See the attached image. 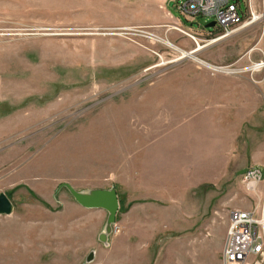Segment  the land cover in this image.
<instances>
[{"label":"rangeland","instance_id":"obj_1","mask_svg":"<svg viewBox=\"0 0 264 264\" xmlns=\"http://www.w3.org/2000/svg\"><path fill=\"white\" fill-rule=\"evenodd\" d=\"M177 1L0 0V264H222L232 212L257 200L238 173L264 170V76L158 39L244 70L263 27L207 47L213 19ZM63 184L117 191L108 246V213Z\"/></svg>","mask_w":264,"mask_h":264},{"label":"built area","instance_id":"obj_2","mask_svg":"<svg viewBox=\"0 0 264 264\" xmlns=\"http://www.w3.org/2000/svg\"><path fill=\"white\" fill-rule=\"evenodd\" d=\"M246 4L247 11L242 16L239 3L233 0H178L175 8L190 22L198 17L213 19L215 27L200 28L211 34L212 39L207 47L230 39L238 31L255 24L263 27L264 43V0L260 13L254 0H247ZM255 49L252 48L248 55ZM262 57L260 62L252 64L259 67L251 72L264 76V49ZM241 177L247 190L257 200L250 209L232 212L223 247L222 264H264V170L260 167H250ZM119 229V226L114 224L111 236L117 234Z\"/></svg>","mask_w":264,"mask_h":264},{"label":"water","instance_id":"obj_3","mask_svg":"<svg viewBox=\"0 0 264 264\" xmlns=\"http://www.w3.org/2000/svg\"><path fill=\"white\" fill-rule=\"evenodd\" d=\"M216 23L211 22L206 27L213 28ZM196 50H200L198 45ZM193 53V52H192ZM247 169H244L238 173L242 176L246 173ZM70 194L74 197L75 201L86 209H100L105 210L108 213V218L103 232L99 236V240L105 246L109 245V237L113 231V225L116 224L117 213L119 212L120 204L118 194L115 189L110 190H91L88 192L77 191L70 184H63ZM14 206L10 199L5 194H0V216H10L13 213ZM95 252L90 254L88 258L89 262L94 259Z\"/></svg>","mask_w":264,"mask_h":264},{"label":"bare ground","instance_id":"obj_4","mask_svg":"<svg viewBox=\"0 0 264 264\" xmlns=\"http://www.w3.org/2000/svg\"><path fill=\"white\" fill-rule=\"evenodd\" d=\"M158 40H159V42H161L162 44L166 45L167 47H170V48L178 51L181 54V57H180L179 60H183V59H191V60H194V61L198 62L199 64H202L203 66H205L207 68H210L213 72L227 73V74H237V73H241V72L255 71L259 67V66H252V67L247 68V69H244V70H231L228 67H217V66L211 65V64L203 61L202 59H200L198 57V54L197 53H199L200 50L204 49L200 45H199L200 50L186 52V51L178 48L176 45H174L169 40L161 39V38H159Z\"/></svg>","mask_w":264,"mask_h":264},{"label":"crops","instance_id":"obj_5","mask_svg":"<svg viewBox=\"0 0 264 264\" xmlns=\"http://www.w3.org/2000/svg\"><path fill=\"white\" fill-rule=\"evenodd\" d=\"M9 100H10V98H8L7 96H3V97L0 98L1 103L8 102ZM0 124H1V122H0ZM257 167H260V165H257Z\"/></svg>","mask_w":264,"mask_h":264}]
</instances>
